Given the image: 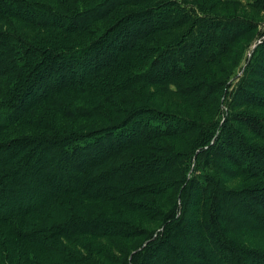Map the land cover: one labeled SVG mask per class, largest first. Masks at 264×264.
<instances>
[{"label":"trees","instance_id":"trees-1","mask_svg":"<svg viewBox=\"0 0 264 264\" xmlns=\"http://www.w3.org/2000/svg\"><path fill=\"white\" fill-rule=\"evenodd\" d=\"M109 1L111 0H103L99 3L98 6L102 8L100 13L95 11L97 6L92 8V5L84 4L83 6V2H78V8L74 9V13L77 17L78 15L85 17L92 13L90 17L92 21L100 19L106 21L108 19L106 12L112 8L111 3L105 6ZM217 1L220 5H227V1ZM112 2L125 5L133 2L140 4L142 0H113ZM46 3V0L40 1V4H37L35 0H0V21L8 25V30L0 29V99L4 100L0 109L8 106V109L5 107L7 112L0 121V189H2L0 197L3 196L6 186L22 184L23 179L29 176L23 189L11 190L12 197L18 196L21 191L36 189L39 196L34 204V210H37L39 206L49 203L52 196L72 199V196L77 194L79 195L77 207L85 213L97 215L84 216L71 209L67 216L64 215L63 220L39 226L34 232H21L20 228L16 227L17 230L13 229V234L45 249L57 246L64 249L65 246L66 261L71 264L77 257L71 255L70 246L65 243L71 242V239L77 236H101L113 229L117 232L118 227L121 226L116 220L101 216L103 212L100 202H112L124 207L134 206L136 199L143 195L144 191L150 192L149 188L157 189L154 186L162 182H159L158 175L163 173V170L168 173L170 167L175 170L172 168L175 163L179 165L178 170L181 174L176 182L181 184L178 192L172 195L174 198L172 208L168 214L163 215L164 222L161 223L160 228L148 234L144 240L145 243H142L135 252L125 254L122 264H193L187 257V253L181 249V246L187 244L181 245L178 241L179 237L185 235L188 239L187 243L190 244L191 232L188 227L197 228L196 231L200 237L197 248L200 253H197L199 256L196 257L201 258L203 264H242L240 259H234L232 262L229 256L233 254L234 246L222 232L219 235L216 233L217 230L220 231V221L226 217V212L221 211L218 206L215 208L211 205L203 211L200 219H197L195 214L200 206L199 201L204 200V193L210 191L223 193L226 188L222 185L224 179L219 174L224 173V164L216 160L209 161V156L212 154L210 147H218L209 142L213 140V137H215L214 142L219 137L221 140V135L216 133V130L220 129L219 120L213 124L199 120L192 121L185 114L174 111L163 112L164 110L156 106H143L129 109L125 117L116 124L105 128L102 126V134L100 132L79 133L72 128L58 136L45 134L41 138L24 135L21 131L33 129L30 127L34 125L30 122H33L32 118L36 114L32 113V110L37 106L49 104L51 97L57 104L60 99H65L67 103L62 105L75 107L74 114L67 112L65 116L69 114L75 116L74 119L81 116H87V119L101 116L93 111L106 99L103 98L105 88L120 86L122 83L123 79L114 78L119 70L115 67L120 61L118 57L132 48L144 53L139 62H126L123 64H126V67L122 65L125 72L120 73H124L126 79L129 78V74H133V78L135 75L140 76L147 83L156 78L157 83L161 82L159 84H161L162 92L174 95L175 101L176 99H194L200 89L204 90L203 94L216 91L215 83L205 84L193 80L196 77H193V74H197L200 69L197 68L200 67L197 65V60L201 57L212 63L219 60L220 56L227 54L233 40L243 32L242 28H239L240 24L247 23L240 19L222 18L218 14H213L210 5L205 1L199 3L196 0H166L165 4H162L164 8L157 3L155 4L157 6L148 9L146 13L135 16L133 21L123 24L122 30L125 31L123 40L112 44L118 52L117 57L104 49L106 39L98 41L94 47L89 46L88 50L87 46H83L79 48L78 54L69 55L66 52L57 51L71 47L63 40L42 41L43 38H40L34 43L16 32L11 33V27L19 31L15 23L21 20L32 29L44 30L50 35L56 31H75L76 28L68 23L64 15V12L73 14L72 9L64 8L63 12L59 10L60 14H57L54 10V2H51L50 8ZM77 9L84 11L76 13ZM155 14H158V17H153ZM75 15H71L72 19L76 17ZM185 24L187 26L183 27ZM79 27L82 26L79 25L77 29L84 30L83 27V30ZM151 43H155V47L149 46ZM188 46L193 49L188 50L186 48ZM162 48L161 51L167 54L166 56L162 54L160 61L163 69L159 66L154 67L157 60L154 64L150 60L148 66L141 71L140 66L147 64L148 58ZM92 50L95 52L90 53ZM59 58L62 60L65 58L68 63L64 68L65 71L60 72L57 77L54 76L55 78H50V75L57 70L55 66L53 68L51 66L49 74L44 75L46 67L50 64L55 65ZM42 59L47 62V65L39 72L37 68ZM72 59L80 64L78 69L69 63ZM255 61L257 58L254 57L246 74L239 79L235 87L229 90L230 83L225 81L223 88H219L222 91V103L227 108L225 120H228L232 109L241 104V100H237L238 97L250 94L248 86L253 74L259 69L256 64L254 66ZM86 62L89 65L85 66ZM60 63L62 61H58L56 65ZM199 63H201L200 60ZM158 69L163 72L161 76L158 74L160 71ZM166 69L168 71H165ZM68 70L69 72H66ZM105 70L113 72L105 74ZM133 70L139 73L136 74ZM190 71L193 72L189 73ZM28 77L32 78L30 83H27ZM45 77L49 79L44 81ZM36 79L37 86H34L36 83L34 84L33 81ZM101 84L102 91L94 89ZM27 95L32 97L26 100ZM64 95L68 96L64 97ZM206 95L208 98L207 93ZM231 95L230 101H234L229 104L227 101ZM32 98L34 100H31ZM170 103L174 102L170 101ZM56 110L55 115L64 116L60 113L61 108ZM16 122H24L23 125L29 126L30 130L22 129V127L15 128L13 125ZM42 127L51 131L50 124ZM229 127V125H223L221 132L226 133ZM195 130L197 134L184 152L156 147L159 140H167ZM153 142L154 147H152ZM40 149L43 151L40 152ZM233 149L236 150L235 154L238 153V157L236 155L234 157L237 166L233 164L243 169L244 174L245 170L249 173V168L254 166L251 159L255 154L249 157V154L244 153L249 150L242 140L236 144L233 143ZM146 150H149V153ZM155 151H164L165 155L156 156ZM259 154L260 158L257 161L262 164L264 152ZM226 166L231 167L232 164L229 163ZM260 169V176H263L264 165H261ZM31 171L36 173L33 177H31ZM192 193L197 196L194 199L196 202L189 197ZM225 197L227 206L229 199L239 204L238 214L247 218L249 226L264 230V212L250 207L235 188L230 187V192L226 191ZM254 201H259L258 205L264 210V191L255 196ZM88 202L92 204L88 206ZM192 202L196 203L195 208L194 206L189 208ZM60 207L65 205L61 204ZM188 216L191 217V223ZM200 227L205 235H201ZM142 231L141 228L135 229L136 236L142 235ZM186 247L189 250L192 248L191 245ZM244 252L254 256L253 251L244 250ZM85 258L88 257L85 256L80 260L83 264L88 261ZM261 261H264V253L261 255ZM0 264L8 263L0 261Z\"/></svg>","mask_w":264,"mask_h":264},{"label":"rangeland","instance_id":"rangeland-1","mask_svg":"<svg viewBox=\"0 0 264 264\" xmlns=\"http://www.w3.org/2000/svg\"><path fill=\"white\" fill-rule=\"evenodd\" d=\"M35 1L37 4H40V1L44 2L45 0ZM102 1L103 0H52L48 2L46 0V4H48L47 6L49 8L50 5H52L51 2H54L53 5L56 8H54V10L57 14H60L59 10L63 12L64 8L72 9L73 14L69 12H64L65 14H63L67 17L66 19H68V23L73 28L77 29L80 25L84 28L83 30L82 27H79L83 31L80 29H77L78 31L75 29V31L73 30L72 32L56 31L50 35V33H46L44 30L32 29L27 23H22L23 20L15 23L17 28H19V31L12 27L10 30L11 33L16 32L28 40H32L34 43H36L37 40H40V38H43L42 41H52L53 39L63 40L71 47L57 51L66 52L69 55L78 54L79 48H82L83 46H87L88 50L89 46L92 45V47H94L98 41L106 39L107 41L104 44V49L117 57L118 52L114 49L112 44H117L119 41L121 42V40H123V35L125 33V31L122 30L123 24H125V22L133 21L132 19L135 16L146 13L148 9L157 6L155 5L157 3H159L158 6L160 5L161 8H164V5L162 4H165L166 0H150V2H148L149 0H147V2L146 0H142V3L140 4L133 2L125 5H117L111 0L105 5L107 7L110 3L112 4V8L106 12L108 18L106 21L102 19L99 21H92L90 19L92 13L85 17H82L81 15H78L77 17L74 13V9L78 8V2H83V6L84 4L92 5V8L97 6L95 11L96 13H100L102 12V8L98 5ZM196 1L199 3H202L203 1L207 2L211 7L212 13L218 14V16L222 18L240 19L247 23L240 24L241 27L239 28H242L243 32L233 40L231 46L227 50V54L220 56L219 60L212 63L207 62L202 57L198 58L201 63L197 60V65H200V67L197 68L200 69L197 74H193V77L196 76L193 80L205 84L215 83V88H217L216 91H210V93L206 92L208 98L206 93L203 94L204 90L200 89L194 99H176L175 101V99H173L174 95L162 92V88L160 87L161 84H159L161 82L159 81V83H157L158 81L156 78L154 81H148L147 83L143 78L141 79L140 76L135 75L133 78V74H129V78L126 79L125 75H123L124 73H120L125 72L123 66L126 67V64H123L140 60L144 53V51H138L136 48H132L124 53V57H118L120 61L115 67L119 70L118 73L114 75V78L123 79L122 83L120 86H115L113 88L108 86L109 88H105L103 91V98L106 99L103 100V104H101L100 107L98 106V108H95V111H93V113H99L101 116L90 119H87V116H81L77 119H74L75 116L69 114L68 116H65L67 115V112H72L74 114L75 107L62 105L67 103L65 99H60L57 104L55 101H52L53 98L51 97L49 104L42 107L37 106L32 110V113L36 114L32 118L34 123L30 122L34 125L33 127H30L33 129L31 131L21 132L24 135L29 134L41 138L42 135L45 134H48L49 136H52L53 134L58 136L59 134H63V132L66 133V131L72 128L75 129V132L79 133L100 132V134H102V126L105 128L106 126L116 124L120 122V119L125 117V114L129 109H136L143 106H156L164 110L163 112L174 111L176 113L185 114L188 116L187 118H190L192 121L199 120L201 122L213 124L219 120L220 129L219 131L216 130V133L221 135V140H223L219 143L221 141L219 137V139L217 138L214 142L213 140L215 137H213V140L209 142L211 145L218 146L215 148L210 147V152H212V154L209 156V161L216 160L224 164V173L220 172L219 174H221L222 179H224L222 185L226 188H224L223 193L212 191L204 193V200L203 202L199 201L200 206H198L197 212L195 213L196 218L200 219L203 211L209 206H218L221 211L224 213L226 212V217L220 221V231L217 230L216 233L219 235V233L222 232L225 235V238L231 241L230 243L234 246V252L232 251L233 254L229 256L232 262L234 259H240L242 264H264V261H261V255L264 253V230L258 228L254 229L249 226L247 218L241 217V215L238 214L240 211L239 204L236 201H231V199H229V205L227 206V200L225 197L226 191L230 192V187L233 189L235 188V190L241 194L242 198H245V201L250 207L254 210H259V212H264V210L258 205L259 201H254L255 196L264 191V175L260 176V166L264 165V161L262 164H259L260 162L257 161L260 158L259 153L264 152V0H224L225 2L227 1V5H220V2L217 0ZM75 11L76 13H79L84 10L77 9ZM71 15H75L77 18L75 17L72 19ZM153 17H158V14H155ZM186 26L187 24L183 27ZM0 29L8 30V25H6L5 22L0 21ZM104 31L106 32L102 34ZM175 33H177V31H175ZM151 45L154 46L155 43H151L149 46ZM163 48L160 49V51L153 53L149 58L147 57V64L140 66L139 69H141V71L144 70L148 66L150 60L153 61V64L155 60H157L154 67L157 68L159 66V68L163 69V64L161 65L160 62L162 54H165L161 51ZM186 48L188 50L193 49L190 46ZM92 52L95 51L92 50L90 53ZM166 55L167 54H165V56ZM254 57L255 59L257 58V61L254 62V66L257 65L259 69H257V73L253 74L250 85L248 86L250 94L238 97L237 100H241V104H238L235 109H232L228 120H225L227 117V108L222 103V91H220L219 88H223L222 85L225 81L228 84L230 83L229 90L235 87V84H237L239 79L246 74L249 64L252 63ZM63 59L64 60H62V58L58 59V61H62L60 65H56L58 61L55 65H48L44 75L49 74L48 71L54 66L57 70L50 75V78H55L60 72L65 71L64 68L68 63L65 58ZM69 63L75 66L76 69L80 67V64H78L75 59H72ZM46 65L47 62L42 59L37 70L40 72ZM87 65L89 64L86 62L85 66ZM159 70L160 69H158V71ZM165 71H168V69ZM193 71H190L189 73H192ZM66 72H69V70ZM111 72L113 71L105 70V74ZM134 73L136 72L134 71ZM158 74L161 76V74H163L162 70H160ZM31 79L32 78L28 77L27 83H30L32 81ZM46 79L49 78L45 77L44 81ZM37 82V79L33 81L34 84L36 83L34 86H37ZM99 86H95L94 89L102 91V84ZM226 89L228 90V87ZM67 96L68 95H64V97ZM30 97L32 96L27 95L26 100L30 99ZM231 97L232 95L229 97L227 103H233L234 100L230 101L232 99ZM31 100L34 99L32 98ZM205 100L206 102L203 103ZM170 101H173L177 105H173L174 103L171 104ZM3 102L4 100L0 99V105ZM226 106L228 105L226 104ZM5 107L8 109V106H4V108L0 109V121L5 112H7ZM56 108H61L60 113L64 114V116L59 117L55 115L57 111ZM84 110L85 109H83V111ZM23 123L16 122L13 126H15V128L22 127V129L29 128V126H24ZM45 124H50L51 131L42 127L45 126ZM223 125L230 126L226 133L221 132ZM99 127L102 128L99 130ZM30 128L27 130H30ZM196 134L197 130L174 136L167 140L163 138L165 140H159V142L156 141L158 142L156 147L160 149L166 148L168 151L184 152L187 150L188 145L194 140ZM239 140H242L244 146L249 150L248 152L244 151L245 154H249V157L255 154L251 159L254 162V166L249 168V173L245 170V174L243 169L241 170L239 166L236 167L237 164L235 163L234 158L235 155L238 157V153L235 154L236 150L233 149V143L236 144ZM152 147H154V142L152 143ZM39 151L41 152L43 149H40ZM39 151H37V153H39ZM146 151L149 153V150ZM154 154L156 156H164L165 152L155 151ZM229 163L232 164L231 167L226 166L229 165ZM178 167L179 165L174 163L172 168L175 170H172L171 167L168 169V173L163 170V173L158 175L159 182H162L154 186L157 189L149 188L150 192L144 191L143 195L136 199L134 206L124 207L123 205H118L112 202H100V208L103 212L101 216L116 220L121 226L118 227L117 232L114 231L116 229H113L111 232H107V234L101 236H77L75 239H71V242L69 243H65L64 240L63 242L70 246L71 255L77 257L71 264H83V261L80 260L85 256L88 257L85 258L88 259V261L84 262L86 264H122V259L125 254L135 252L142 243H145L144 240H146L148 234L152 231L158 230L161 223L164 222L163 215L165 216L166 213L168 214L174 204V198L172 195L178 192V189L180 188L181 183L176 182L181 175ZM35 174L34 171H31V177ZM28 177L29 176L23 179L22 184L18 183L17 185L6 186L3 196L0 197V261H4L8 264H70L66 261L67 257L65 256H67V251L65 246L64 249L61 246L45 249L34 242L22 240L21 237L13 234V229H16L17 227L20 228L21 232H34L39 226L49 225L52 221L63 220L64 215L67 216L66 214H69L71 209L84 216L90 215L95 217L97 214H88L78 208L77 204L79 203V195L77 194L74 196L71 195L72 199H69V197L65 198L64 196H52L49 203L43 204L42 206H39L37 210H34V204L39 196L37 195L36 189L33 191H21L18 196L15 195L13 197L10 193L14 188L23 189L25 183L29 180ZM163 181H165L164 185H162ZM1 191L2 189H0V192ZM189 197L192 200L197 198L194 193H192L191 196L189 195ZM194 202L196 201L194 200ZM61 204L65 205L67 209L65 207H60ZM91 204L92 203L88 202L87 205L89 206ZM194 204L193 202L190 203L189 208L193 206L195 208L196 203ZM67 205H71L72 207H68ZM191 217L188 216L189 223H191ZM126 227L128 231H126ZM138 228L143 229L141 232L143 234L140 236H136L135 234V229ZM188 229L191 232L190 244L187 243L188 239L185 235L179 237L178 241L181 245L186 243L187 245H191L192 248L189 250L186 247L187 245H183L181 246V249L187 253V257L189 260L191 259L190 262H193V264H203L201 258H197L199 256L197 253H200V250L197 248L198 244H200L199 233L196 231L197 228L192 227L190 229L188 227ZM200 230L201 235H205L202 232L201 227ZM244 250L253 251L254 256L247 255L248 253L244 252ZM207 254L209 253L207 252Z\"/></svg>","mask_w":264,"mask_h":264}]
</instances>
